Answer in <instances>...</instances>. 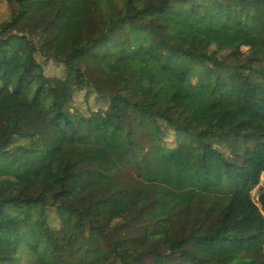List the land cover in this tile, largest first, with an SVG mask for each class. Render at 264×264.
<instances>
[{
	"label": "trees",
	"instance_id": "1",
	"mask_svg": "<svg viewBox=\"0 0 264 264\" xmlns=\"http://www.w3.org/2000/svg\"><path fill=\"white\" fill-rule=\"evenodd\" d=\"M208 1L0 0V264H264V8Z\"/></svg>",
	"mask_w": 264,
	"mask_h": 264
},
{
	"label": "rangeland",
	"instance_id": "2",
	"mask_svg": "<svg viewBox=\"0 0 264 264\" xmlns=\"http://www.w3.org/2000/svg\"><path fill=\"white\" fill-rule=\"evenodd\" d=\"M231 4L236 0H230ZM254 6H259L264 8V0H250ZM222 4V3H221ZM220 3H216L213 0H209L206 3H203L204 12L208 13L210 17L217 18L225 14V6ZM191 3H179L177 4L176 9L174 10V16H181L190 12ZM261 10V8L259 9ZM198 18L201 19L203 17L202 13H198ZM264 15L262 17V22L260 24L250 25L246 28H242L238 30L235 42L238 43H248L253 46L255 51V57L258 59L264 58ZM234 151H238V149H233ZM264 184V173L261 175V184ZM258 187L253 192L255 196L257 194Z\"/></svg>",
	"mask_w": 264,
	"mask_h": 264
}]
</instances>
